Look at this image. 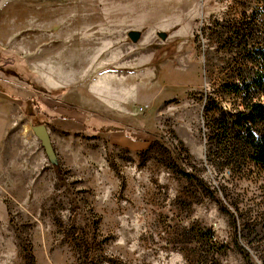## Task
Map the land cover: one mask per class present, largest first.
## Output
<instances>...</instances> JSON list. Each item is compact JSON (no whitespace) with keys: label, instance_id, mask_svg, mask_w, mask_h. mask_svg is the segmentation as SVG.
Wrapping results in <instances>:
<instances>
[{"label":"rangeland","instance_id":"1","mask_svg":"<svg viewBox=\"0 0 264 264\" xmlns=\"http://www.w3.org/2000/svg\"><path fill=\"white\" fill-rule=\"evenodd\" d=\"M256 1L0 0V264H264V167L213 112Z\"/></svg>","mask_w":264,"mask_h":264},{"label":"trees","instance_id":"2","mask_svg":"<svg viewBox=\"0 0 264 264\" xmlns=\"http://www.w3.org/2000/svg\"><path fill=\"white\" fill-rule=\"evenodd\" d=\"M244 14L226 28L228 42L237 46L242 57L241 81L232 90L243 100V106L229 109L218 103L214 105V138L225 141L229 156H241L264 167V101L261 99L264 95V0L256 1L250 16ZM210 108L213 109L209 107L207 111ZM211 194L215 196L213 191ZM245 257L250 264L249 255Z\"/></svg>","mask_w":264,"mask_h":264},{"label":"crops","instance_id":"3","mask_svg":"<svg viewBox=\"0 0 264 264\" xmlns=\"http://www.w3.org/2000/svg\"><path fill=\"white\" fill-rule=\"evenodd\" d=\"M0 72L2 74H5V78L7 77V75H6L7 71L6 70H1ZM0 78H3V77L0 76ZM4 95H6L7 97L11 98V96H8L7 94H4L2 92V90H0V144L2 143V140L5 137L4 134H5L6 127H7L8 123L10 122L9 121L10 120V116H9V114L7 112L6 106H9V105H11V103H13L11 101V99H9V98H7L9 100L3 99V97H1V96H4ZM13 99H16V98H13ZM23 108H24V106L22 107V110H23ZM11 118H12V116H11Z\"/></svg>","mask_w":264,"mask_h":264},{"label":"water","instance_id":"4","mask_svg":"<svg viewBox=\"0 0 264 264\" xmlns=\"http://www.w3.org/2000/svg\"><path fill=\"white\" fill-rule=\"evenodd\" d=\"M140 36H141V34H140V32H138V31H136V32H131V33L129 34V37H130V39H131L133 42H136V41L140 38ZM163 38H164V36H163ZM35 133H36L38 136H40V137L44 140L45 144L48 143V140H49V134H47V131H46L45 126L41 125V126H39V127H36V128H35Z\"/></svg>","mask_w":264,"mask_h":264}]
</instances>
